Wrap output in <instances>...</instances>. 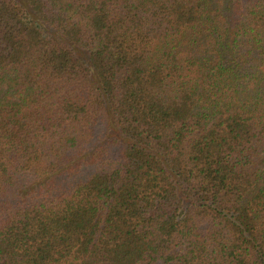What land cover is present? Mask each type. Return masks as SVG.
<instances>
[{"label": "trees", "instance_id": "16d2710c", "mask_svg": "<svg viewBox=\"0 0 264 264\" xmlns=\"http://www.w3.org/2000/svg\"><path fill=\"white\" fill-rule=\"evenodd\" d=\"M0 264H264V0H0Z\"/></svg>", "mask_w": 264, "mask_h": 264}]
</instances>
